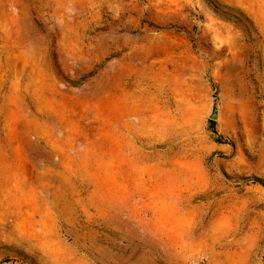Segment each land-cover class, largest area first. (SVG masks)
Returning <instances> with one entry per match:
<instances>
[{
    "label": "rangeland",
    "instance_id": "obj_1",
    "mask_svg": "<svg viewBox=\"0 0 264 264\" xmlns=\"http://www.w3.org/2000/svg\"><path fill=\"white\" fill-rule=\"evenodd\" d=\"M10 260L264 264V0H0Z\"/></svg>",
    "mask_w": 264,
    "mask_h": 264
},
{
    "label": "bare ground",
    "instance_id": "obj_2",
    "mask_svg": "<svg viewBox=\"0 0 264 264\" xmlns=\"http://www.w3.org/2000/svg\"><path fill=\"white\" fill-rule=\"evenodd\" d=\"M136 91H130L128 90L125 86L124 87H119V90L114 92L111 95V99L113 100V103L118 106V108H122L123 111L126 113L130 112L132 110V107L137 108L136 112L141 113L143 111H149L150 108L146 107V105L143 104L144 100L141 97V94H138ZM134 98L137 101V104L134 106H128V98ZM139 122L143 121V118L138 117ZM142 123V122H141ZM137 131L141 132L143 130V126L140 124L136 127Z\"/></svg>",
    "mask_w": 264,
    "mask_h": 264
},
{
    "label": "water",
    "instance_id": "obj_3",
    "mask_svg": "<svg viewBox=\"0 0 264 264\" xmlns=\"http://www.w3.org/2000/svg\"><path fill=\"white\" fill-rule=\"evenodd\" d=\"M219 108H220V104H219V100L216 98L213 100L212 104H211V108L210 111L208 113L209 117L211 119H216L219 115ZM1 264H12V261H3Z\"/></svg>",
    "mask_w": 264,
    "mask_h": 264
}]
</instances>
